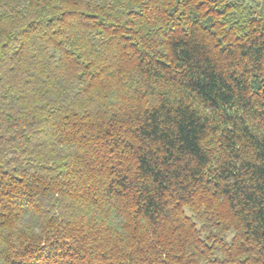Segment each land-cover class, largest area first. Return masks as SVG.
Here are the masks:
<instances>
[{
	"label": "trees",
	"instance_id": "16d2710c",
	"mask_svg": "<svg viewBox=\"0 0 264 264\" xmlns=\"http://www.w3.org/2000/svg\"><path fill=\"white\" fill-rule=\"evenodd\" d=\"M0 264H264V0H0Z\"/></svg>",
	"mask_w": 264,
	"mask_h": 264
}]
</instances>
